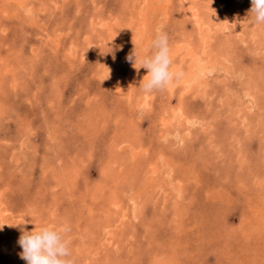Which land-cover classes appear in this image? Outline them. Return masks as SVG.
Wrapping results in <instances>:
<instances>
[{"label": "rangeland", "instance_id": "374dc122", "mask_svg": "<svg viewBox=\"0 0 264 264\" xmlns=\"http://www.w3.org/2000/svg\"><path fill=\"white\" fill-rule=\"evenodd\" d=\"M250 8L0 0V264H26L24 222L67 224L75 264H264V25ZM158 29L182 76L146 94L127 57L150 54Z\"/></svg>", "mask_w": 264, "mask_h": 264}, {"label": "clouds", "instance_id": "9594fccd", "mask_svg": "<svg viewBox=\"0 0 264 264\" xmlns=\"http://www.w3.org/2000/svg\"><path fill=\"white\" fill-rule=\"evenodd\" d=\"M248 15L255 25H264V0H251ZM150 48V54L138 56L134 49L127 57L129 61L134 60V64H139V69L146 70L141 85V90L146 94L162 91L182 76L180 71L172 69L173 61L167 33L158 29L150 42ZM24 224L25 222L14 226H20L21 235L17 242L22 252L19 256L26 264H75L69 246L70 227L67 224L59 227L35 225L31 231L25 230Z\"/></svg>", "mask_w": 264, "mask_h": 264}, {"label": "bare ground", "instance_id": "6f19581e", "mask_svg": "<svg viewBox=\"0 0 264 264\" xmlns=\"http://www.w3.org/2000/svg\"><path fill=\"white\" fill-rule=\"evenodd\" d=\"M46 1V0H45ZM197 1V0H196ZM38 2H40V1H38ZM150 2V1H149ZM149 2H145V3H149ZM200 2V1H199ZM26 3H27V1H26ZM164 3H166V2H164ZM188 3V2H187ZM28 4V3H27ZM34 4V3H33ZM189 4V8L191 9V10H189V14H190V17H193V18H196V23H199L198 25L200 26V27H202V26H205L204 28L206 29V25L208 24V22H209V20H207V14H206V12H205V10L202 12V11H199V7H198V4H194L193 2H191V3H188ZM192 4V5H191ZM144 5H146V4H144ZM143 5V6H144ZM241 5V4H240ZM41 6V5H40ZM148 6V5H147ZM182 6V5H181ZM184 6V5H183ZM196 6H197V8H196ZM214 6V5H213ZM28 7H30V6H28ZM145 7V6H144ZM184 7H186V6H184ZM184 7H182V10H184ZM188 7V6H187ZM34 8V7H33ZM32 8V9H33ZM196 8V9H195ZM19 9V8H18ZM140 9V8H139ZM150 9H151V7H150ZM198 9V10H197ZM181 10V11H182ZM193 10H195V11H193ZM200 10H201V8H200ZM229 10H231V9H229ZM24 11H25V9H24ZM27 11V10H26ZM25 11V12H26ZM33 11H34V9H33ZM142 11V10H141ZM150 11V10H149ZM247 11V10H246ZM228 12V11H227ZM243 12H245V11H243ZM27 13V12H26ZM110 13V12H109ZM143 13H144V11H143ZM167 13V12H166ZM229 13V12H228ZM112 14V13H111ZM145 14V13H144ZM144 14H142L141 13V15H144ZM208 14H209V12H208ZM242 14V13H241ZM39 15V14H38ZM103 15V14H102ZM146 15V14H145ZM153 15V14H152ZM179 15H180V13H179ZM214 15V14H213ZM29 16V15H28ZM40 16V15H39ZM101 16V15H100ZM147 16H149V15H147ZM209 16V15H208ZM211 16V15H210ZM209 16V17H210ZM219 16V15H218ZM241 16V15H240ZM95 17V16H94ZM105 17V16H104ZM152 17V16H151ZM181 17H183V16H181ZM181 17L179 18V19H181ZM187 17V16H186ZM189 16H188V18H190ZM243 17V16H242ZM161 18H162V16H161ZM192 18V19H193ZM226 18V17H225ZM239 18V17H238ZM246 18V17H245ZM20 19V18H19ZM30 19V18H29ZM43 19V18H42ZM120 19V18H119ZM147 19V18H146ZM241 19V18H240ZM39 20V19H38ZM216 20V19H215ZM23 21V20H22ZM45 21V20H44ZM94 21V20H93ZM148 21V20H147ZM150 21V20H149ZM188 21V20H187ZM193 21H194V19H193ZM38 22V21H37ZM46 22V21H45ZM119 22H120V20H119ZM171 22V21H170ZM195 22V21H194ZM212 22V21H211ZM214 22V21H213ZM218 22H219V20H218ZM95 23V22H94ZM113 23V22H112ZM143 24H144V22H142ZM175 23V22H174ZM185 23V22H184ZM188 23V22H187ZM252 24V23H251ZM210 25V24H209ZM145 26V25H144ZM147 26V25H146ZM145 26V28H147ZM196 26V25H195ZM198 26V27H199ZM215 26H216V24H215ZM243 26V25H242ZM43 27V26H42ZM94 27V26H93ZM163 27V26H162ZM174 27V26H173ZM184 27V26H183ZM197 27V26H196ZM209 27V26H208ZM207 27V28H208ZM137 28V27H136ZM144 28V27H143ZM203 28V27H202ZM202 28H201V30H202ZM242 28H244V26L242 27ZM163 29V28H162ZM173 29V28H172ZM119 30V29H118ZM179 30V29H178ZM220 30V29H219ZM240 30H241V28H240ZM253 30V29H252ZM125 31V30H124ZM138 31V30H137ZM143 31V30H142ZM180 31V30H179ZM244 31V30H243ZM247 31V30H246ZM254 31V30H253ZM256 31V30H255ZM96 32V31H95ZM139 32H140V30H139ZM206 32H207V29H206ZM237 32V31H236ZM115 33V32H114ZM144 33H145V31H144ZM205 33V32H204ZM209 33H211V31L209 32ZM238 33V32H237ZM117 34V33H116ZM179 34V33H178ZM203 34V33H202ZM3 35V34H2ZM148 35V34H147ZM243 35V34H242ZM137 36V35H136ZM183 36V35H182ZM257 36V35H256ZM47 37V36H46ZM60 37V36H59ZM199 37V36H198ZM212 37H213V35H212ZM184 38V37H183ZM209 38V37H208ZM218 38V37H217ZM211 39V38H210ZM255 39V38H254ZM186 41V40H185ZM212 41V40H211ZM220 41V40H219ZM100 42V41H99ZM113 43V42H112ZM187 43V42H186ZM182 44H184V43H182ZM181 44V45H182ZM178 45V44H177ZM177 45H175L176 47V50H175V53H177L178 51H180V47H178ZM180 45V44H179ZM180 45V46H181ZM186 46V45H185ZM208 44H206V43H204V44H201L200 46H199V48L196 46V48L195 49H190V53H188L189 54V56H188V54L186 53V55L184 54V59H185V61L187 62V58L189 59L188 61H189V63L187 64L188 65V70H187V72H188V74H191V75H196V74H198V72L196 71L197 69H198V65L200 64V63H202V59H204V58H201L200 57V55H199V53H200V51H202V52H206L207 51V49H208ZM187 47V46H186ZM191 47H193V46H191ZM190 48V47H189ZM182 49V48H181ZM233 49V48H232ZM184 50V49H183ZM187 50H188V47H187ZM210 50V49H209ZM16 53V52H15ZM33 53V52H32ZM179 53V52H178ZM210 53V52H209ZM231 53V52H230ZM208 54V53H207ZM37 55V54H36ZM211 55H212V53H211ZM35 56V55H34ZM176 56V55H175ZM204 56H206V54L204 55L203 54V57ZM36 57V56H35ZM179 57V56H178ZM187 57V58H186ZM210 57V56H209ZM212 58V57H211ZM210 58V59H211ZM21 59V58H20ZM183 59V58H182ZM209 59V58H208ZM212 60V59H211ZM29 61V60H28ZM217 60H215V62H216ZM181 64H182V62H180ZM210 63H211V61H210ZM184 64V63H183ZM214 64V63H213ZM177 64H173V66H172V69L173 70H175V71H179L178 69H177V66H176ZM180 66V65H179ZM184 66V65H183ZM201 67V70H200V75L201 74H203L204 73V70H203V68H207L208 69V67H206V66H200ZM180 68V67H179ZM211 68V67H210ZM133 69V68H132ZM206 70V69H205ZM225 70V69H224ZM209 71V70H208ZM212 71V70H211ZM246 72V71H245ZM2 74H3V72H2ZM187 75V74H186ZM186 75H184V76H186ZM199 75V76H200ZM1 76V75H0ZM188 76V75H187ZM190 78H191V76H189ZM203 81V80H202ZM192 82V81H191ZM172 85H174L175 84V80L171 83ZM190 85V84H189ZM202 85V84H201ZM141 89V88H140ZM139 89V90H140ZM250 90V89H249ZM221 92V91H220ZM244 96V95H243ZM147 101V100H146ZM148 102V101H147ZM249 103V102H248ZM251 103V102H250ZM1 106V105H0ZM146 106V105H145ZM259 106V105H258ZM181 106L180 107H178L177 109H176V111H175V113H179L180 115H182V113H180L181 112ZM254 108V107H253ZM164 111V110H163ZM172 112V111H171ZM172 117V116H171ZM173 120V119H172ZM192 122V121H191ZM188 124H189V122H188ZM191 125V124H190ZM212 127V126H211ZM29 128V127H28ZM27 128V129H28ZM31 129V128H30ZM186 130V129H185ZM218 132V131H217ZM59 133V132H58ZM183 133V132H182ZM26 135V134H25ZM59 136V135H58ZM178 138H180V137H178ZM183 138H185V137H183ZM185 140V139H184ZM181 142V141H180ZM198 156V155H197ZM202 157V156H201ZM159 159H160V157H159ZM78 163V162H77ZM75 166V165H74ZM134 168V167H133ZM150 170H151V168H150ZM152 171V170H151ZM153 171H157V170H153ZM7 173V172H6ZM127 176V175H126ZM171 177V176H170ZM172 178H173V176L171 177V180H172ZM110 179V178H109ZM123 179V178H122ZM130 179V178H129ZM170 180V181H171ZM129 182V181H128ZM165 182V181H164ZM154 183V182H153ZM119 184V183H118ZM120 185V184H119ZM157 185V184H156ZM159 185V184H158ZM155 186V185H154ZM153 186V187H154ZM167 188V187H166ZM169 188H171L170 186H169ZM136 190V189H135ZM168 190V189H167ZM170 190V189H169ZM140 191V190H139ZM155 191V190H154ZM178 192V191H177ZM166 193V192H165ZM171 193V192H170ZM184 193V192H183ZM175 193H173V195H174ZM176 195V194H175ZM183 195V194H182ZM55 196V195H54ZM116 196V195H115ZM176 197H178L177 195H176ZM2 198V197H1ZM133 198V197H132ZM179 198V197H178ZM177 198V199H178ZM170 199V198H169ZM181 200V199H180ZM3 204V203H2ZM168 205V204H167ZM116 206V205H115ZM120 207V206H119ZM123 207V206H122ZM113 208H114V206H113ZM3 209V208H2ZM33 210V209H32ZM122 210V209H121ZM4 211V210H3ZM9 212V211H8ZM3 214H5V213H3ZM2 214V215H3ZM4 216V215H3ZM9 217V216H8ZM6 218V217H5ZM68 218V217H67ZM79 218V217H78ZM124 218H125V216H124ZM59 219V218H58ZM62 219V218H61ZM121 221V220H120ZM22 222V221H21ZM123 222V221H122ZM1 223V222H0ZM78 223H80V222H78ZM60 225V224H59ZM119 225V224H118ZM121 225H123L122 223H121ZM72 227V226H71ZM91 227V226H90ZM31 228V227H30ZM32 229V228H31ZM131 229V228H130ZM76 230V229H75ZM87 230V229H86ZM185 231V230H184ZM71 235V234H70ZM78 235V234H77ZM80 236V235H79ZM75 237V236H74ZM90 239V238H89ZM108 239V238H107ZM110 239V238H109ZM109 239H108V241H109ZM78 242V241H77ZM102 245H104V244H102ZM99 246V245H98ZM116 247V246H115ZM90 248V247H89ZM99 248V247H98ZM92 251V250H91ZM184 251V250H183ZM94 252V251H93ZM101 252V251H100ZM103 252V251H102ZM179 252V251H178ZM186 252V251H185ZM250 252V251H249ZM108 254V253H107ZM194 255V254H193ZM100 256H98V258H99ZM250 261V260H249ZM98 264V263H97Z\"/></svg>", "mask_w": 264, "mask_h": 264}]
</instances>
